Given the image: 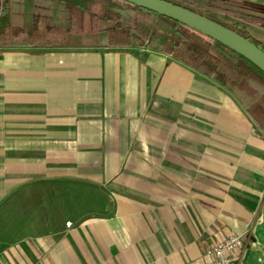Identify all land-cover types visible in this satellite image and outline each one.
<instances>
[{
  "label": "crops",
  "instance_id": "0c3cea01",
  "mask_svg": "<svg viewBox=\"0 0 264 264\" xmlns=\"http://www.w3.org/2000/svg\"><path fill=\"white\" fill-rule=\"evenodd\" d=\"M198 1L264 43V0ZM90 41L0 46V264H198L223 231L264 264V133L244 106L156 41Z\"/></svg>",
  "mask_w": 264,
  "mask_h": 264
},
{
  "label": "trees",
  "instance_id": "16d2710c",
  "mask_svg": "<svg viewBox=\"0 0 264 264\" xmlns=\"http://www.w3.org/2000/svg\"><path fill=\"white\" fill-rule=\"evenodd\" d=\"M13 1L0 0V46H86L91 44V36L97 37L102 33L107 34L110 46L145 45L146 42L151 44L160 34L157 43L163 52L212 78L235 95L264 133V71L226 44L123 0H44L48 5L40 3L35 7L30 27L22 23L23 12L20 10V14L16 13L18 19L15 18ZM166 1L205 15L264 51V44L254 40L243 23L220 20L182 2ZM54 4L68 13L67 28L53 26ZM147 16L157 18L152 31L143 28Z\"/></svg>",
  "mask_w": 264,
  "mask_h": 264
},
{
  "label": "water",
  "instance_id": "95a60500",
  "mask_svg": "<svg viewBox=\"0 0 264 264\" xmlns=\"http://www.w3.org/2000/svg\"><path fill=\"white\" fill-rule=\"evenodd\" d=\"M182 23L233 48L264 71V51L237 32L205 15L166 0H123Z\"/></svg>",
  "mask_w": 264,
  "mask_h": 264
},
{
  "label": "rangeland",
  "instance_id": "374dc122",
  "mask_svg": "<svg viewBox=\"0 0 264 264\" xmlns=\"http://www.w3.org/2000/svg\"><path fill=\"white\" fill-rule=\"evenodd\" d=\"M13 1V0H11ZM15 3H12L11 5H13V9H14V16L16 19H18L16 16L18 14H20L18 11L19 9H23L26 8L27 11L31 10L32 8H35L37 5L39 6L40 3L42 6L44 5H48L46 2H43L44 0H14ZM13 1V2H14ZM178 2H182L185 5L191 6L193 8H195L196 10L204 13V14H209L217 19L220 20H227L229 22H241L243 23V25L246 27L247 31L250 32V25H249V21L246 19L247 22H243L240 18H237L233 15H230V11H228L230 8L232 9L234 6L231 5L230 3H228V1H219L217 4L220 6V8H215V7H211V6H204V4L199 3V1L197 2V0H175ZM62 11H63V7H61ZM16 14V15H15ZM68 16V13H66ZM34 15V10H33V14ZM147 22L143 24V28L145 29H149L150 31H152L153 26L156 24L157 22V18L151 17V16H147L146 17ZM145 22V20H144ZM57 23H61V22H57ZM162 27H165L164 24L162 25ZM151 34L149 33L148 36H150ZM154 36V35H153ZM152 36V37H153ZM92 37V36H91ZM103 36H101L102 38ZM156 39H153L152 43L154 44L155 41L157 42V40L160 39V34L155 36ZM253 38V36H252ZM254 39V38H253ZM256 40V39H254ZM258 41V40H256ZM93 42V41H92ZM95 42V41H94ZM260 42V41H258ZM262 43V42H260ZM264 44V43H262Z\"/></svg>",
  "mask_w": 264,
  "mask_h": 264
},
{
  "label": "built area",
  "instance_id": "2783aa9c",
  "mask_svg": "<svg viewBox=\"0 0 264 264\" xmlns=\"http://www.w3.org/2000/svg\"><path fill=\"white\" fill-rule=\"evenodd\" d=\"M248 3H256L261 0H243ZM71 223H68L70 226ZM245 244L244 237L234 232H221L215 245L209 251V258L198 264H238L241 261L240 253Z\"/></svg>",
  "mask_w": 264,
  "mask_h": 264
}]
</instances>
